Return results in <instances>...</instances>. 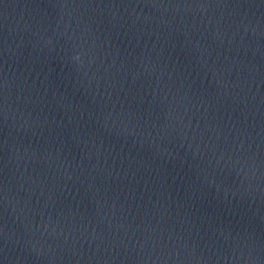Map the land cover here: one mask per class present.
<instances>
[{
    "label": "water",
    "instance_id": "water-1",
    "mask_svg": "<svg viewBox=\"0 0 264 264\" xmlns=\"http://www.w3.org/2000/svg\"><path fill=\"white\" fill-rule=\"evenodd\" d=\"M0 264H264V0H0Z\"/></svg>",
    "mask_w": 264,
    "mask_h": 264
}]
</instances>
